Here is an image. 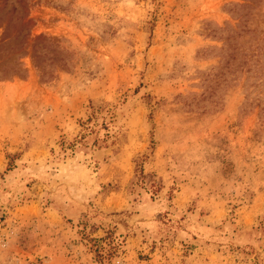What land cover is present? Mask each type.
<instances>
[{
    "label": "rangeland",
    "instance_id": "rangeland-1",
    "mask_svg": "<svg viewBox=\"0 0 264 264\" xmlns=\"http://www.w3.org/2000/svg\"><path fill=\"white\" fill-rule=\"evenodd\" d=\"M0 264H264V0H0Z\"/></svg>",
    "mask_w": 264,
    "mask_h": 264
}]
</instances>
